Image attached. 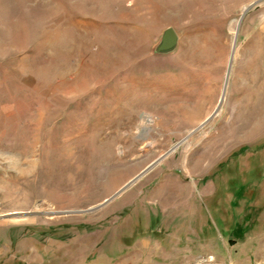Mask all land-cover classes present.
I'll list each match as a JSON object with an SVG mask.
<instances>
[{
    "label": "rangeland",
    "instance_id": "rangeland-1",
    "mask_svg": "<svg viewBox=\"0 0 264 264\" xmlns=\"http://www.w3.org/2000/svg\"><path fill=\"white\" fill-rule=\"evenodd\" d=\"M0 264H264V0H0Z\"/></svg>",
    "mask_w": 264,
    "mask_h": 264
},
{
    "label": "water",
    "instance_id": "water-1",
    "mask_svg": "<svg viewBox=\"0 0 264 264\" xmlns=\"http://www.w3.org/2000/svg\"><path fill=\"white\" fill-rule=\"evenodd\" d=\"M178 43H179V35H178L177 31L173 27H168V28H166L163 31L161 39H160L159 43L157 44V46L155 47V51L157 53H170V52H173L177 48ZM226 86H227V82L225 84V90H226ZM223 98H224V95L222 96V99ZM148 169H149V167L145 171H143V173L139 174L135 179L130 181L123 189H125L130 183L134 182L136 179L140 178ZM115 196L116 195H113L112 197L106 199L105 202H103V203H101V204H99V205H97L95 207L89 208V209L84 210V211H76V212H90V211H94V210L104 206L105 204H107ZM57 213H71V211L70 212L58 211Z\"/></svg>",
    "mask_w": 264,
    "mask_h": 264
},
{
    "label": "crops",
    "instance_id": "crops-1",
    "mask_svg": "<svg viewBox=\"0 0 264 264\" xmlns=\"http://www.w3.org/2000/svg\"><path fill=\"white\" fill-rule=\"evenodd\" d=\"M174 183L176 184V185H179V184H181L182 183V180H179V181H174ZM162 197V196H161ZM161 197H159V199L157 198V197H155V198H151L150 199V203H152L153 205H151V207H150V209L152 210L151 212H152V214L150 215L149 214V218L151 217H153L154 219H160L161 218V220L162 221H164L165 219H169V218H171V217H169V216H167V214H169L170 213V215H171V212H177V204H179V203H181L182 202V200L180 199H177L178 200V202H175V203H172V202H170V201H167L166 200V197H163V198H161ZM158 201H157V200ZM161 199V200H160ZM162 203V206L160 205L159 206V204H161ZM159 206V207H158ZM182 216H179V218H181ZM151 218H150V220H151ZM152 218V219H153ZM176 219H177V216H176ZM171 220V219H170ZM139 242H141V243H138V244H140L139 246H141V247H139L138 248V244H136V245H134L133 246V248L135 247V249L134 250H139L140 248H142V246H145V242H146V240L145 239H142L141 241L139 240ZM161 250V249H160Z\"/></svg>",
    "mask_w": 264,
    "mask_h": 264
},
{
    "label": "trees",
    "instance_id": "trees-1",
    "mask_svg": "<svg viewBox=\"0 0 264 264\" xmlns=\"http://www.w3.org/2000/svg\"><path fill=\"white\" fill-rule=\"evenodd\" d=\"M243 229V227L241 226V225H239L236 229H235V232L234 233H236V236L238 237V238H242L243 236H244V231L242 230Z\"/></svg>",
    "mask_w": 264,
    "mask_h": 264
}]
</instances>
